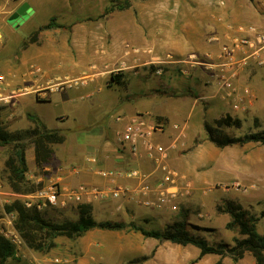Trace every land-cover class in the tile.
<instances>
[{
    "label": "rangeland",
    "instance_id": "obj_1",
    "mask_svg": "<svg viewBox=\"0 0 264 264\" xmlns=\"http://www.w3.org/2000/svg\"><path fill=\"white\" fill-rule=\"evenodd\" d=\"M221 1L224 5H219V0H207L206 4L213 14V20L223 26L216 30L204 18L201 20V28L194 24L191 28L188 27L186 14L202 9V4L189 3L188 0H0V10L6 17H10L16 10L22 12L24 3L31 7L9 24L13 27H23L25 24L29 28L24 26L26 29L23 30L25 38L22 44L17 48V45L9 43V50L5 54L9 52L13 70L25 60L24 72L30 73L36 81V86L31 91L43 98L49 96L50 100L30 110L32 115L22 114L23 121L19 120L16 126L13 119L16 117L14 112L18 98L11 103H0V126L8 132H13L14 129L24 130L21 127L32 123L28 116L36 115L43 125L58 129L65 135L66 140L64 144L53 146V156L48 164L51 167L58 161L71 157L73 149L69 144L79 134L84 135L86 141L91 138V133H82L80 127L86 128L90 124L88 129L94 128L93 131L97 132L98 128L106 124H114L116 115H128L121 113L120 106L133 107L136 102L149 101L153 97L168 96L177 99L176 97L182 95H190L191 92L184 88L185 80L202 69L196 67L189 75L182 72L186 68L184 61L188 56L199 54L195 49L184 50L186 42L199 44L200 39H204L211 49L201 51L198 58L206 61L208 52L217 50L220 44L239 35L237 28L240 25L254 23L252 14L259 12L264 15V0ZM124 2L129 5L125 9L105 11L109 6H118ZM235 4L242 5L236 8V14L240 18L246 14L251 15L250 21H231L229 14ZM51 19L65 28L54 27L34 36V31ZM214 36L219 37L220 41L209 42L208 39ZM11 39L9 35V42ZM64 78L71 81V86H64L63 90L58 91L54 86L58 80ZM75 80L78 85L72 83ZM239 83L248 86L255 93L252 105L245 111L231 112L224 103V109L210 115L207 113L208 106L198 100L203 113L196 116L198 130L189 132L192 139L188 141L190 145L186 147V152L208 141L205 125L217 128L229 137L243 136L264 129V68H255L252 65L246 67L240 74ZM22 86L9 85L5 89L6 92L22 89L31 92ZM227 115L232 122L239 121L240 126H217L216 121ZM116 132L117 129L114 128V135ZM11 150L10 145L0 147V234L3 237L6 233L8 236L16 234L19 237L14 228L15 214L4 210L5 205L15 199L7 185V170L4 165L12 153ZM218 150L219 154L214 161L218 175L215 183L196 186L192 182V194L178 203V209L174 213L163 211L161 217H146V220H139L140 224L134 218L135 215L130 214L127 222L134 221L133 223L143 226L146 224L144 227L149 230H164L170 224L183 221L193 235L204 238L209 244L232 245L234 238H239V235L236 230L226 229L230 219L219 208H223L227 202H233L255 217L256 230L264 236V146L248 143ZM32 154V146L27 144V194L35 193L53 179L50 167H35L33 159L30 160ZM34 202L41 204L37 200ZM77 206L70 204L66 208L76 211ZM64 209L41 205L38 210L44 219L57 223L73 218L72 212L65 214ZM59 241V248L49 254L54 256L52 264H69L65 259L71 241L63 237ZM21 242L19 245L13 244L14 255L7 258L5 264H27L26 258L19 251L27 247L22 240ZM158 243L160 251L167 253L169 257L160 260L161 264H191L198 255V250L192 246L181 247L167 241ZM164 243L166 246L163 247ZM29 251L38 258L44 256ZM218 261V256L207 255L194 264H216ZM221 262L254 264L253 258L248 254L237 263H233L229 257H224Z\"/></svg>",
    "mask_w": 264,
    "mask_h": 264
},
{
    "label": "crops",
    "instance_id": "obj_2",
    "mask_svg": "<svg viewBox=\"0 0 264 264\" xmlns=\"http://www.w3.org/2000/svg\"><path fill=\"white\" fill-rule=\"evenodd\" d=\"M188 2L202 4V11H189L186 14L188 20L187 25L189 28H191L193 24L195 27L201 28V20L204 18L205 20L210 21L209 25L214 26L216 30H220V26L222 25L213 20V14L210 13L207 7L208 5L206 6L207 0H188ZM22 5L26 6L25 12L31 8L26 3ZM239 7H242V5L235 4V7L230 11L229 15L231 21H238V19L250 21L251 15L249 16L246 14L243 18H240L238 14H236V8ZM254 14H252L253 18H255L254 23L256 22L259 25H264V15L259 14V12ZM8 17L9 16L6 17L4 12L0 10V76L4 77L5 88L6 86L9 87V85L13 86L21 84L23 85V88L31 91L32 88H35L36 81L32 79L30 73L24 72L26 67L25 60H22L17 69L13 70V65L9 61V52L5 54V51L9 50V43L17 45V48L22 44L24 41L23 39L25 38V32L23 30L29 27H26L25 24L24 26L26 28L24 26L13 27L7 23ZM30 19L31 17L28 18V20ZM9 35L12 38L10 42ZM186 43L187 45L183 48L184 50L195 49V51H199V54L201 51L205 52L207 49H211L210 45H207V42L204 39H200L199 44L189 41ZM3 46H5V49H2ZM173 48L174 46H172V49ZM199 54L196 55L200 56ZM193 70L194 69H192V71ZM185 83L184 88H187L188 91L191 92L190 95H182L176 97L177 99H172L168 96L165 98L153 97L150 98L149 101L136 102L133 107H126L124 105L120 106V110L121 113L125 112L127 114H147L164 123L166 125L165 132L163 135L157 137L155 141L166 146L174 144L176 147L169 151L167 164L191 178L196 186L212 185L218 180L214 161L217 154H219V148L209 141H204L192 151L186 152L185 150L186 147L190 145L188 141H191L192 139L189 132H192L199 127L195 122L197 121L196 116L203 113V109L198 100H202L205 105L208 106L207 113L210 115H214L217 112L219 113L222 108L224 109V102L207 83L206 74L203 70L195 72L190 79L185 80ZM252 93L255 98V93L253 91ZM48 97L43 98L40 94L36 95L35 91H28L27 94L18 97L15 104V106L17 105L16 110L14 112L16 113V117L13 119L15 126L19 124V120L23 121L22 114H30V110H34L35 106L39 104L41 106L42 104H45V102H50ZM36 118L41 121L38 116H36ZM114 122V124L102 125L103 127L98 128L97 132L93 131L94 128L88 129L91 127L90 124L86 128L80 127L82 133H91V138H88L86 141L84 135L82 136L79 134L74 141L69 144L73 149L72 155L69 159H62L61 162L58 161L56 165L51 167L48 165L45 166L46 168L50 167L52 169V177L59 181L61 189L65 191L71 190L79 184L95 186L106 185L108 183L107 180L96 174L98 169L126 170L138 167L144 171L150 170L151 165L146 159H140L139 161L131 160L126 154L118 149L116 135H114V128L118 131L120 125L115 120ZM174 124L185 126V133L182 138H179L177 136L178 132L172 128V125ZM32 126L33 124L31 123L26 127L21 128L28 129ZM49 129L58 130L54 127ZM16 130L19 129H14L13 131ZM92 157L96 158L97 164L89 162V158ZM32 159L33 154L30 160ZM28 161L27 158V162ZM116 182L121 185L135 186L134 181L127 180L123 177H117ZM88 205L90 206L91 213L96 221L112 220L130 223L127 222L126 219L130 214H133L135 215L134 218L138 220L137 223L140 224L139 220H143L146 217H161L163 211L174 213L166 210L143 208L139 204L124 199L96 202ZM67 206L62 208L64 209ZM63 212H65V214L72 212L73 218L70 220L77 219L76 211L66 208ZM139 226L149 230L144 227L146 224L144 226ZM60 238L62 237L56 239L57 247L51 252L44 254L46 257L43 256L38 258L32 254L28 248L20 249L19 251L21 256L26 258L25 261L27 264H52L54 261L52 262L51 260L54 256H50L49 254L59 248ZM164 246H166L165 243L163 244V247ZM69 247V253L65 259L66 263L69 264H125L132 259L149 256L153 250L154 253L150 258L134 264H161L160 260L169 258L167 253L160 251L159 248L161 247L158 240L145 238L139 232L132 230L111 231L93 228L86 231L76 240L71 241ZM16 255H18V253L15 254V256Z\"/></svg>",
    "mask_w": 264,
    "mask_h": 264
},
{
    "label": "built area",
    "instance_id": "obj_3",
    "mask_svg": "<svg viewBox=\"0 0 264 264\" xmlns=\"http://www.w3.org/2000/svg\"><path fill=\"white\" fill-rule=\"evenodd\" d=\"M218 3L224 5L221 0ZM237 31L239 35L220 44L217 50L208 52L206 61L194 54L189 55L184 61L186 68L182 70L185 75H189L192 69L202 68L207 83L229 106L231 112L245 111L254 101L252 90L239 83L241 72L250 65L264 68V25L245 23ZM208 41L213 43L220 40L214 36ZM3 82L4 78L0 76V103H11L15 98L28 93L24 89L7 93ZM72 83L78 85L77 80ZM69 84L71 81L64 78L58 80L54 87L59 91L71 86ZM114 120L120 125L116 132L118 149L131 160L146 159L151 165L150 170L144 171L138 167L126 170L98 169L96 174L107 180L106 185L79 184L65 191L61 189L58 180L51 179L35 193H11V196L22 200L26 207L36 205L37 209L41 205L62 208L69 204L88 205L124 199L143 208L176 212L178 203L192 194L193 184L187 175L167 164L169 151L176 148L174 144L166 146L155 141L164 134L166 125L143 114L116 115ZM172 128L178 132L179 138L184 136L185 126L174 124ZM89 162L97 164L95 157L89 158ZM117 177L134 181L135 186L118 184ZM4 238L12 244L22 243L16 234L8 236L6 233Z\"/></svg>",
    "mask_w": 264,
    "mask_h": 264
},
{
    "label": "trees",
    "instance_id": "obj_4",
    "mask_svg": "<svg viewBox=\"0 0 264 264\" xmlns=\"http://www.w3.org/2000/svg\"><path fill=\"white\" fill-rule=\"evenodd\" d=\"M128 6V2H124V4L118 6H109L105 11L125 9ZM54 27L65 28L54 23L51 19L47 24L39 26L34 31V36L40 31ZM28 117L33 123V126L28 129L8 132L0 126V147L5 145L12 147V153L6 159L4 165L7 170V185L16 194H27L29 190L25 181V173L28 168L26 158L27 144L32 146L35 167L42 169L52 159L53 146L61 145L66 140L65 135L60 131L47 128L34 116ZM216 125L219 127L222 125L239 127L240 123L239 121L232 122L231 117L227 115L217 120ZM204 129L207 140L219 149L226 146H243L248 143L264 146V129L237 137H229L217 130V128L213 129L207 125L204 126ZM4 210L7 213L15 214L14 228L24 245L29 250L41 254H47L55 249L57 247L56 239L59 237L74 241L86 231L98 228L111 231L132 230L139 232L145 238L167 241L182 247L192 246L198 250V255L191 261V264L196 263L207 255L218 256L219 261L216 264H222L221 260L224 257H229L233 263H237L246 254L253 258L254 264H264V236L260 235L256 230V219L239 204L233 202H227L223 208H219L220 211L229 216L230 220L226 224V229L236 230L239 235V238H234L232 245L223 243L209 244L204 238L193 235L183 221L170 224L164 230H146L133 222L96 221L89 205L77 206L76 220H64L57 223L44 219L36 205L26 207L20 199H14L11 203L6 204ZM14 251V245L0 234V264H5L7 258L14 255ZM153 253L154 250L149 256L132 259L128 261V264L147 260Z\"/></svg>",
    "mask_w": 264,
    "mask_h": 264
},
{
    "label": "water",
    "instance_id": "obj_5",
    "mask_svg": "<svg viewBox=\"0 0 264 264\" xmlns=\"http://www.w3.org/2000/svg\"><path fill=\"white\" fill-rule=\"evenodd\" d=\"M26 10V6L24 8V10L22 12H19L18 10H16L14 13H12L10 15V17L7 19V23L10 24L12 23V21L16 20V18L19 16V15H22Z\"/></svg>",
    "mask_w": 264,
    "mask_h": 264
}]
</instances>
